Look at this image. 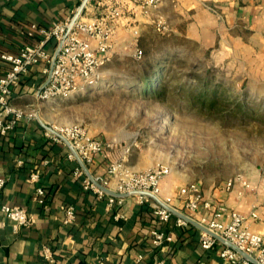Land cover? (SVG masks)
Segmentation results:
<instances>
[{
    "label": "crops",
    "instance_id": "1",
    "mask_svg": "<svg viewBox=\"0 0 264 264\" xmlns=\"http://www.w3.org/2000/svg\"><path fill=\"white\" fill-rule=\"evenodd\" d=\"M79 1L0 0V77L10 66L1 54L17 53L29 42L26 29L30 24L49 28L70 16ZM136 18L141 37L145 27H154L153 19L159 18L170 32L182 21L189 31L196 27L197 34L187 31V36L220 41L230 54L236 45L250 47L248 41L259 40L264 45V0H173L156 8L153 19L139 12ZM244 31L252 36L245 37ZM132 40L130 28L121 23L115 50L125 49ZM54 46L52 39L48 48L53 51ZM44 81L42 66L30 67L14 89L12 102L33 109L38 118L21 120L11 134L0 136V178L6 180L0 188V264H46L41 254L44 245L53 247L56 264H95L99 256L104 264H156L158 260L165 264H227L220 256L222 245L204 249L200 245L202 229L190 222L178 226V215L173 214L163 224L136 195L126 196L123 205L110 208L107 198L84 189L72 173L78 160L69 159L68 147L45 134L42 122L52 123L42 112L47 101L38 98ZM111 147L107 143L97 155L89 167L91 174H105L111 163L121 162ZM33 172L40 175L37 181L29 179ZM248 183L249 187L240 181L230 188H226V182L209 188L199 186L205 200L239 212L248 228L264 238V180ZM184 185L168 176L161 181V197L172 196V205L180 211H185V202L178 191ZM38 187L48 192L47 208L36 200ZM3 204L25 207L36 218L35 226L14 231L1 211ZM63 204L75 206L77 219L73 224L64 223ZM117 213L124 218H117ZM192 217L200 222L203 217L212 218L213 210L201 205ZM229 219L227 213L221 217L223 222ZM153 228L168 231L173 240L163 247L154 246L150 237Z\"/></svg>",
    "mask_w": 264,
    "mask_h": 264
},
{
    "label": "rangeland",
    "instance_id": "2",
    "mask_svg": "<svg viewBox=\"0 0 264 264\" xmlns=\"http://www.w3.org/2000/svg\"><path fill=\"white\" fill-rule=\"evenodd\" d=\"M182 22L174 23L167 36L148 24L142 44L139 39L144 49L141 60L133 56V40L123 50L114 47L94 87L51 99L42 112L58 126L84 124L90 134L113 146L115 158L132 172L163 164L170 168L165 178L179 185L192 182L209 188L238 177L260 183L264 119L205 115L189 105L186 92L199 77L207 76L212 84L225 85L233 98H245L264 112V45L248 41L250 47L236 45L230 54L220 41L187 36L190 27ZM192 28L189 32L196 35ZM244 36L252 35L244 31ZM156 62L169 66L165 74L171 78L161 100L137 85L140 66Z\"/></svg>",
    "mask_w": 264,
    "mask_h": 264
},
{
    "label": "built area",
    "instance_id": "3",
    "mask_svg": "<svg viewBox=\"0 0 264 264\" xmlns=\"http://www.w3.org/2000/svg\"><path fill=\"white\" fill-rule=\"evenodd\" d=\"M172 1L88 0L80 16L73 22L76 12L84 2V0H80L79 5L70 16L64 20L53 22L49 28L38 26L36 23L30 24L26 29L29 42L17 53L1 54V58L10 66L0 77V136H7L21 120L38 118V113L33 109L12 102L14 89L20 84L30 67L42 66L45 81L38 91V98L43 101H49L56 97H67L85 87H94L102 78L103 66L112 59L120 24L124 23L130 28L134 43L133 56L141 60L144 52L139 46L140 26H138L136 13H142L153 19L156 8ZM153 23L159 33H163V35L170 33V28L164 20L155 18ZM52 39L55 40L53 51L48 48V43ZM59 44H61L60 50L51 68L54 52ZM49 75L50 78L46 83ZM50 127L45 130L46 136L56 143L67 146L68 158L77 160L76 155L63 138L68 139L88 168L96 161L97 155L105 149L106 143L90 134L87 126L82 123L59 126L51 124ZM169 172L170 168L163 164L147 170L132 172L125 166V163L113 162L108 166L105 174H92V179L79 163L74 169L73 175L76 178H83L84 189L92 190L99 198H107L110 208L115 205H123L124 196H114L104 188L118 193L135 192L131 195H136L140 203H149L159 221L167 224L174 213L160 201L139 192H151L165 204L174 207L172 196L161 197V181ZM39 176L38 173L33 172L29 179L37 181ZM238 181L246 187L250 185L248 181L238 177L226 182L225 186L230 188ZM5 182L4 178H0V188L5 185ZM178 192L185 202L183 213L193 218L192 214L201 205L208 210H213L212 218L203 217L199 223L252 256L256 263L213 234L202 230L200 245L204 249L209 250L216 244H221L220 256L227 264H264V238L258 232L248 228L243 215L235 210H228L225 206H213L210 201L205 200L197 183H188L180 187ZM45 193L42 187L36 189L37 202L47 208ZM1 207V211L11 221L14 231L17 232L21 227L35 226L36 218L25 207L9 204H3ZM62 208L65 212L64 223L73 224L76 220L74 207L62 206ZM226 213L230 219L223 222L221 217ZM116 217L124 218V215L117 213ZM188 223L189 221L185 218L177 217L176 224L178 226H186ZM150 237L152 244L157 247H163L173 240L171 233L159 228H153L150 231ZM41 254L46 264H56L57 260L50 246L44 245ZM141 258L142 255H139L138 260ZM96 261L95 264H104L105 262L101 256ZM156 264L165 263L163 260H158Z\"/></svg>",
    "mask_w": 264,
    "mask_h": 264
},
{
    "label": "trees",
    "instance_id": "4",
    "mask_svg": "<svg viewBox=\"0 0 264 264\" xmlns=\"http://www.w3.org/2000/svg\"><path fill=\"white\" fill-rule=\"evenodd\" d=\"M169 34L170 33L165 34L164 36H167ZM139 39L141 43V36ZM141 44L140 48L144 52V49ZM140 67V78H138L139 84L137 85H139L142 92L159 100L164 99V97L167 96L170 87V75L165 74L169 70V66H162L161 63L156 62L153 64L146 65L144 63V66ZM210 80L211 79H209L207 76L199 77L197 79L198 84H196L194 88H191L186 92V97L188 98V103L190 106L198 107V110L201 113L208 116L211 115V117L214 118H223L229 115L240 119H264V112H261V110L258 109L256 104L248 103L245 98H242L240 100L237 98H233L231 91L225 85L221 83L212 84ZM9 134H11V132ZM78 165V163L75 165V167L72 169V173ZM77 179H79V181L83 185V178ZM43 189L46 192L44 198L45 200H47L48 192L45 188ZM145 204L148 206L149 210L155 215V212L153 211L149 203ZM63 206L67 207L73 205L63 204ZM73 207L76 210L75 206ZM75 214L77 219V210L75 211Z\"/></svg>",
    "mask_w": 264,
    "mask_h": 264
},
{
    "label": "water",
    "instance_id": "5",
    "mask_svg": "<svg viewBox=\"0 0 264 264\" xmlns=\"http://www.w3.org/2000/svg\"><path fill=\"white\" fill-rule=\"evenodd\" d=\"M87 1H88V0H84V2L80 5V8L78 9V11L76 12V14H75V16H74V18H73V22H74V21L80 16V14H81V12L83 11L84 6H85V4L87 3ZM60 46H61V44H59V46L57 47V49H56L55 52H54V58H53V62H52V66H51V68L53 67L54 61H55V59L57 58L56 56H57V54H58V52H59V50H60ZM49 78H50V75H49V77H48L46 83L48 82ZM42 124H43L46 128H51L49 125H46V124H44L43 122H42ZM63 139H64L65 142H67L66 144H67V145L70 147V149L74 152V155H76V158H77L78 162H79L80 165L83 167V169L85 170V172H86L89 176H91V178L93 179V176H92L91 172L89 171V168H88V167L86 166V164L82 161V159H81L80 156L78 155L77 151H76V150L73 148V146L71 145V142H70L68 139H66V138H63ZM104 189H105L108 193L113 194L114 196H120V197H123V196L126 197V196H129V195L135 193V192H132V193H118V192L113 191V190H110V189H108V188H104ZM139 193H140V194H146V195H149L150 197H152V198H154V199L160 201L164 206H166L168 209H170L174 214H176V215H178V216H181V217L185 218L187 221H189V222L192 223V224H195L196 226H198V227L201 228L202 230H205V231H207V232L213 234L215 237H217V238L220 239L221 241L225 242L226 244H229L230 246H232V247H234L235 249H237L238 251H240L243 255H245L246 257H248L249 259H251L252 262L256 263V260H255L252 256H250V255H248L247 253L241 251L239 248L235 247V246L232 245L230 242H228L227 240H225L224 238H222V237L219 236L218 234L214 233L213 231H210L206 226L200 224L199 222H197L196 220H194L193 218H191V216L189 217L188 215H186V214L183 213L182 211H180V210H178V209H176V208H174V207H172V206H169V205L165 204L164 202H162V201L160 200V198H158L157 195H155V194H153V193H151V192H148V191H142V192L140 191Z\"/></svg>",
    "mask_w": 264,
    "mask_h": 264
}]
</instances>
